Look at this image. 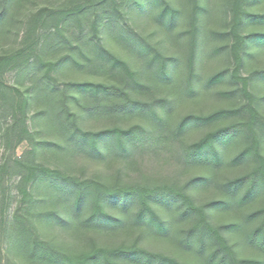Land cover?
Listing matches in <instances>:
<instances>
[{
  "label": "trees",
  "instance_id": "trees-1",
  "mask_svg": "<svg viewBox=\"0 0 264 264\" xmlns=\"http://www.w3.org/2000/svg\"><path fill=\"white\" fill-rule=\"evenodd\" d=\"M46 1L0 0V39L21 14L26 28L19 46L0 50L1 108L11 118L4 138L31 145L0 164V181L18 175L20 194L9 222L1 211L0 264H264V65L252 52L264 46L262 0H223L221 31L203 24L207 0ZM130 1L136 17L145 8L148 33L128 22ZM87 16L88 38L42 59L51 49L39 47L40 30L56 41L64 24L81 27ZM205 47L230 67L200 78ZM65 61L89 78L44 85ZM34 66L41 75L25 90L1 79L17 71L33 80ZM206 90L224 104L176 117L181 102ZM33 104L52 139L29 129ZM96 119L107 124L85 126ZM42 151L53 166L38 160ZM166 153L174 156L169 174H147L162 169Z\"/></svg>",
  "mask_w": 264,
  "mask_h": 264
},
{
  "label": "rangeland",
  "instance_id": "rangeland-1",
  "mask_svg": "<svg viewBox=\"0 0 264 264\" xmlns=\"http://www.w3.org/2000/svg\"><path fill=\"white\" fill-rule=\"evenodd\" d=\"M62 1L63 0H50L51 3L48 6L56 7ZM45 2L47 1L41 0L40 4L43 5V3ZM215 2H216V5H215ZM203 4L208 5L207 8L209 10L207 13V16L204 19L203 24L206 27H210V28L214 27L220 31L224 30V27L229 18L228 14L225 12L227 17L224 19V22H225V25H224L223 19H221V16L219 15L220 13L224 14V11L226 9V5L224 1L223 0H207V3H203ZM263 4H264V0H262L261 2L257 4V10H259L260 13L264 12ZM133 6L134 4L131 1L125 6L126 11L128 12L127 14L128 22L130 23L132 27H134L135 25L137 29L144 31V33H148V31L151 29V26H146V23H148L146 19L148 17L145 16V8L139 9L137 13L140 17L139 16L136 17V14L132 12V10L135 8ZM19 19L21 20V22L18 21V23L15 24V26L11 27V31L8 33L9 36L7 34L6 35V37L8 36L7 38L3 37L2 39H0V43H2L1 45L2 47L0 48V50L2 48L8 49L10 47L14 49V47L19 46L20 40L24 36V32L26 30L25 23H24L25 22L24 15L21 14ZM90 20H91L90 16L85 17L82 22L81 27L78 24H76L74 20H71L68 23L64 24V27L61 30L62 38L56 41L52 40L49 37V34L52 31L40 30L39 31V35H40L39 43H38L39 47L41 48V46H46L51 49V53L47 52L46 50H44V52L41 53L42 59H48V58L58 59L62 55L69 53L70 46L75 45L79 41L80 36L83 38V40L86 39L85 37L88 38L90 34V25H89ZM221 23L222 25H219ZM101 36L104 39V43H106L111 49H114L116 51V47L114 46V44L112 43V41L110 40V37L106 34V32L102 31ZM166 44H167V41H166ZM258 46L259 44H255V46L253 47V50H252L254 54L253 59L257 60L259 59V57L261 58L263 56L262 64L264 65V46H262L261 48ZM208 47H212L211 44H209ZM200 52H201V48H200ZM125 57L129 58L127 56ZM129 59L133 60L132 61L133 65L136 64V62L134 63L135 61L134 59H136L135 57L132 56ZM65 62L63 64L58 65L57 69L52 71L51 75H53L54 80H51V81L41 80V82H43L44 85H47V86L56 85L58 86L57 87L58 89H62L64 87V84H68L72 81L73 82L81 81V80H85L89 78L87 72H85L84 70L76 69L75 67L69 64L70 62H67V61ZM225 67H230V64L228 63V60L225 54L223 57L221 56L211 57L206 54V47H205V53L203 52V49H202V53L197 63V73L200 76V78H205L208 74L212 72H216ZM32 72L33 74L35 73V78L33 80H30L28 75L21 74L17 71L16 72L7 71L6 73L2 75L1 79L5 83V85L9 87L17 86L19 90L20 89L25 90L26 87L30 86L33 83V81L38 79L41 75V71L38 67L35 69V66H34ZM99 78L101 77H97L96 79H99ZM221 87L225 89L228 87V85L225 83V85L219 86L218 88H221ZM223 104H224V101L220 100L218 96L214 95L211 90H206L205 92L202 93V96L196 102H192L191 100L181 102L176 109L175 115L176 117H180L182 114L189 112V111H199V110L208 111L214 106L218 107L219 105H223ZM1 106H2V100L0 98V164H2V162H7V161L11 162L14 157L20 156L21 154L29 150L31 146L28 140L21 142L14 148L12 147V143L11 144L6 143V140L4 138L5 137L4 129H5V126L9 122H11L10 121L11 118L7 112H4L2 110ZM40 109H42V106L38 104L37 105L33 104L30 106V110L28 112V117H27L28 127L32 132L38 131V134L36 133L34 136L36 140L49 139V138L52 139L54 135L47 132V130L44 128L42 119L36 113V111L39 112ZM106 121L107 120H104V119L86 120L84 124L87 127L100 128L107 124ZM202 132L203 130L201 129L192 131L188 135L187 140L191 141L193 139H197L202 134ZM170 155L171 154L166 153L163 163L160 164L162 168L161 170L160 169L157 170L155 168L152 169L153 167H149L147 174L152 175L155 172L157 174V171H162L160 174L161 177L164 176L165 174H169V171H171L170 166H172L173 158H174V156L170 157ZM37 158L38 160L40 159L44 160L46 165L53 166L54 164L52 158L46 151H42L41 154L37 156ZM77 165L78 167L81 166V164L80 163L78 164V162H77ZM92 170H93V166L89 167L88 171L86 170V174H90ZM18 179H19L18 175H14V176L5 175L4 179L0 181V217H1L2 208H4L5 216H7L8 222H9V219L11 218V215L14 209L19 205L20 194L18 193V190H17ZM42 191H43L42 184H40L39 187L36 186L34 189H32L34 198L36 199V197H40V194L42 193ZM205 195H208V194L205 193ZM38 203H37V206L40 207ZM220 219L221 221L223 220L226 221L228 217L226 215H223L220 217ZM40 232H42V235L43 234L48 235L47 237L51 236L49 235L50 232H47V231L45 232L43 230ZM151 244L155 246L156 241H152Z\"/></svg>",
  "mask_w": 264,
  "mask_h": 264
}]
</instances>
